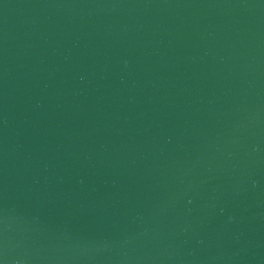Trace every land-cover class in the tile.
<instances>
[{
    "label": "water",
    "instance_id": "obj_1",
    "mask_svg": "<svg viewBox=\"0 0 264 264\" xmlns=\"http://www.w3.org/2000/svg\"><path fill=\"white\" fill-rule=\"evenodd\" d=\"M0 264H264V0H0Z\"/></svg>",
    "mask_w": 264,
    "mask_h": 264
}]
</instances>
